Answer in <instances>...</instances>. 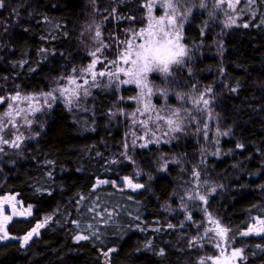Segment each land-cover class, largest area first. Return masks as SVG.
<instances>
[{"label": "trees", "instance_id": "16d2710c", "mask_svg": "<svg viewBox=\"0 0 264 264\" xmlns=\"http://www.w3.org/2000/svg\"><path fill=\"white\" fill-rule=\"evenodd\" d=\"M142 2L146 0H6L0 9V95L17 90L48 93L61 77L73 74V68L77 74L99 46L93 38L97 26L102 40L113 46L105 51L116 53V43L130 28L146 24ZM255 11L248 28L230 30L215 22L207 27V16L198 11L191 18L184 43L192 55L185 71L177 74L186 86L176 80L170 86L184 94L212 88L211 104L170 143L140 148L137 139V147H132L131 141L144 134L132 122L137 109L132 88L118 93L105 87L79 111L59 105L37 117L31 131L23 128L25 136H39L25 140L19 150L6 148V154H0V197L17 194L24 206L33 207V214L9 226V235L16 239L0 244V264H104L100 250L108 248L116 249L110 264H198L214 253V243L207 239L189 245L190 239L202 236L205 208L230 228V239L244 249V264H264V236L239 234L253 217L264 218V26H252L264 19L260 0ZM42 48L46 51L40 52ZM23 60L27 63L19 67ZM7 103L0 104V114ZM217 130L230 131L217 136ZM125 143L131 161L121 155ZM238 143L244 148H236ZM217 148L219 156L213 154ZM162 156L180 163L160 171ZM193 168L200 172L198 181L192 178ZM124 177L145 187L140 192L113 185L93 190L97 178L117 182ZM197 184L201 194H208L207 205L184 201L192 214L188 221L179 209V197ZM46 216L52 217L46 228L23 247L18 239ZM73 220L79 221V228ZM168 223L184 227L169 229ZM81 233L90 239L77 242L75 236Z\"/></svg>", "mask_w": 264, "mask_h": 264}, {"label": "snow or ice", "instance_id": "6c2138e0", "mask_svg": "<svg viewBox=\"0 0 264 264\" xmlns=\"http://www.w3.org/2000/svg\"><path fill=\"white\" fill-rule=\"evenodd\" d=\"M261 4H264V0H260ZM226 4V8L223 10L226 19L224 21L225 27H231L237 24V15H232V13L236 12V6L240 4V0H216V7L220 8L221 5ZM245 4L248 6V9L251 13L252 19L256 17L255 6L257 5V0H245ZM159 5L162 9L163 14L159 17H156L154 13V9ZM6 0H0V9L5 8ZM140 7L146 10V15L143 19L146 21V27H141L139 29L130 28L126 37L122 41H118L115 45L117 49V54L111 60H107V57L103 55L104 49L113 47L105 43L102 40V33L100 27L97 26L95 29L94 39L99 42V46L90 53L93 59L91 62L81 69H79L80 75H75L77 72L76 68L72 69V73L66 77H61V79L65 80V84L60 87L54 89L52 92L41 93L39 96L34 94H23L21 91L17 90L14 94L9 95H0V104H4L5 101H8L6 110L0 114V154H6L5 149L11 148L19 150L25 140L34 139L36 136H39V132H36L32 136H25L23 132L20 131L21 127L31 128L33 124L32 116L37 112L43 111L45 108H51L52 103L56 101L58 98L63 99L66 105L71 107L73 103H79L82 97H87L89 95V88L99 87L97 84V77H107L106 84L108 86L115 85L119 87L120 85H135L139 90V96L135 97L137 101L142 104V107L137 108L136 112L132 113L134 117L133 123H139L142 128L145 129L143 135H140L136 139L131 141V145L133 148L137 147L136 140L139 139L143 141L138 145L140 148H146L149 144H157L160 142L168 143L169 140L161 141L160 137L156 136V131L149 128V121H152L153 125H156V130H159V121H163L168 128V131L164 132L163 135L165 137L171 136V134L179 133L183 131V119L180 117L179 111H173L170 115L164 116L160 115L159 112L156 113L155 117H153L150 113L153 112L154 106L151 103V97L153 95V88L149 85L148 79L149 74L157 73L162 74L163 76L172 75V67L182 66L185 62V58L189 56V49L181 40L183 39L181 35V29L183 28V22L188 19L189 14L192 9L190 6L185 7L184 4L180 2V0H146V2H142ZM200 7H205L204 4H201ZM183 9V10H182ZM228 10H231L229 12ZM13 13L17 16L19 12L16 8L12 9ZM243 12V9H241ZM116 12L115 7L112 9V14L114 15ZM178 17L180 18V23H177ZM107 19V17H105ZM126 19L135 20L136 17L128 16ZM253 27H261L264 26V19H261L259 23L253 24ZM244 28L249 27V23H244L242 25ZM203 34V33H202ZM45 49H40V52H45ZM105 60H107V64L105 67L108 69L96 71L97 64H105ZM27 63V60H23L19 63V67H23V65ZM35 71V69H31ZM121 76L125 77L121 79ZM239 85L236 87H232L231 91L236 92ZM212 88H208L205 92L199 94L197 98H194L193 103L200 107L203 106V109H208L211 103V93ZM158 94L166 96V91ZM208 96V98H205ZM147 98V100H146ZM122 100L123 97H120ZM21 105H24L21 107ZM115 114V113H114ZM123 114V113H120ZM137 114L146 116L144 120H136L135 117ZM210 115V114H209ZM204 138H207V124L204 125ZM230 131V130H229ZM229 131L220 132L217 130V136H228ZM135 135V134H133ZM151 136V138H147ZM174 138V137H173ZM219 143V141H217ZM129 145L125 143L123 145L124 151L121 153L127 160L131 161V156L128 155L127 149ZM236 148L243 149L244 145L238 143ZM216 156L220 155V149L217 148L216 152L213 153ZM160 171H167L169 163L179 164L180 161L178 159L165 160L162 156L161 158ZM49 165L54 164V161H47ZM111 163H116V161H111ZM139 175V173H137ZM192 178L196 181L199 180L200 172L193 168L192 170ZM47 176L52 178V172H47ZM124 181L128 188L133 191L142 189L145 187L144 184L134 182L132 177H124ZM112 183L114 186L116 184L115 181L109 180H101L97 178L96 184L93 186V190L100 185ZM199 184L196 185L195 188L191 190H186L183 196H180L179 199L181 201L179 205V209L186 213V219L188 221L192 220V214L187 209V204L184 201H199L203 205H207V193L201 194L198 191ZM216 188L212 187L211 192H215ZM51 195L49 191L47 193ZM17 194H10L0 197V241L7 239H16V237H10L7 231V224L11 221L14 215H31L32 214V206L29 205L26 209V212H20L17 210L18 204L22 205V201H17ZM85 199V197L81 196L80 200ZM79 203V201H78ZM5 206L10 209V214L5 213ZM90 211L95 212L96 209L92 208ZM97 215H102V213H97ZM111 216V213L108 214ZM205 218H206V226L203 229L202 236L193 238L189 240V245L191 247L198 246V241L201 239H207L208 241H212L214 243V247L218 249V255L215 257H207L201 258L198 261V264H244L246 257L244 256V249L242 248H230L232 240L230 239L228 233L230 232V228L221 225L219 219L214 218L210 212L205 208ZM52 219L51 216H46L43 218L42 223H37L35 227L29 231L25 236L19 238L22 240V246L27 245L29 241L33 238V236H39V230L45 227L49 221ZM136 219H139L137 217ZM73 224L80 227L79 221L73 220ZM92 224H88L87 228H92ZM139 230V225L135 226ZM183 228L184 225L182 223L173 225L172 223L167 224V228L175 229V228ZM159 231V229H156ZM242 236L249 235H264V218L261 216L253 217V223L250 224L246 230H243L239 233ZM91 236H96L95 232L90 234ZM90 235L85 234H77L75 236V240L77 242L81 240L90 239ZM97 239L99 237L97 236ZM150 243L146 245V247H150ZM202 247L203 245H199ZM257 247H260L257 245ZM101 255L103 257H110L111 253L116 251L115 248L101 249ZM159 254L163 256L164 250L161 249ZM107 264V261L104 262Z\"/></svg>", "mask_w": 264, "mask_h": 264}, {"label": "rangeland", "instance_id": "374dc122", "mask_svg": "<svg viewBox=\"0 0 264 264\" xmlns=\"http://www.w3.org/2000/svg\"><path fill=\"white\" fill-rule=\"evenodd\" d=\"M180 2L182 4H184L185 7L190 6L191 9H192L191 13L188 16V19L183 22V28L181 29V35L183 37V39L181 40V43H183V44H185L184 43V30H185L186 26L188 25V23L190 22V20L193 17V15L197 11L200 12L201 14L207 16L206 19H205V24L207 23V27L209 26L210 23L213 24V22H215L221 27L222 30H230L232 28L242 27V25L244 23H247V20L252 18L251 17V13H250V11L248 9V6L245 4V0H240V4L236 6V12L232 13V15H237L238 19H237V24L233 25L231 27H225L224 26V21L226 19V16L224 15L223 10L226 8V4L221 5L220 8H217L216 7V0H180ZM201 4H204L205 7H200ZM241 9H243V12L241 11ZM228 11L231 12V10H228ZM153 14L156 17H159L160 15L163 14V11L159 7V5H157V7L154 9V13ZM177 23L178 24L180 23V18L179 17H178ZM144 27H146V24L144 25ZM94 42L96 44L99 43L96 39H94ZM95 49L96 48H94L92 51H94ZM109 50H112V49H109ZM115 51H116V53L110 54L112 52L105 51V49H104L103 55L107 57V60H111L117 54V49ZM191 55H192V49H189V56L187 58H185L184 64L182 66H175L174 65L172 67V75L163 76L162 74L151 73V74H149V79H148L149 85L153 88V95L151 97V103H152V105L154 106V109H155L150 114L153 117H155L156 113L159 112L160 115L168 116L173 111H179L180 117L183 119V125H182L183 131L182 132H184V127H185L186 124H188L189 120L192 121V122L198 121L200 116L203 115L205 112H208L207 110L210 109V105H209L208 109H203L202 105L200 107H197L193 103L194 98H197L199 96V94L203 92V90H202V92L201 91L199 92V90H197V89H192V90H190L189 94H186V93L184 94L182 91H179V90H176V91L173 90L172 91V89H171L172 87L170 86L171 85L170 81L176 80V82L178 81V84H182V85L186 84L183 81V79L180 78L179 75H177V74H179V71H181V72L185 71L186 66H187V64L189 62V59L191 58ZM92 59H93V57H92ZM107 60H105V64L104 65H102V64H97L96 65V71L97 72H99L100 70H106V71L108 70L105 67V65L107 64ZM75 75L78 76V75H80V73L78 72ZM124 78L125 77L121 76V79H124ZM155 78L158 79V82L160 81L159 84H158V82L155 81ZM106 81H107V77L101 78V77L98 76L97 77V84H99V87H94V88L90 87L89 88V95L87 97H82L81 101L78 104L74 102L71 107L66 105L65 102L63 101V99H61V98H58L56 101L51 102L52 103V107L51 108H45L43 111L37 112V113H35L34 116L31 117L33 119V124L31 126V128H26L27 131H31L34 128V123H35L37 117H39L40 115H43L45 113H49L50 111H52L54 108H56L59 105H63L68 111H71V112H73L75 110L79 111L81 108L84 107L86 99L91 98V95L94 92L101 91L105 87L108 88V89L117 91L118 93H121V91L123 89L132 88V89L136 90V94H137L136 97L139 96L140 90L135 85H120L119 87H116L115 85L108 86L106 84ZM63 84H65V80H59L56 83V85L53 88V90L58 88V87H60ZM158 91H159V93H163V92L166 91L167 95L164 96V95L158 94ZM39 95L40 94H37V96H39ZM205 98H208V96H206ZM146 100H147V98H146ZM134 102L137 104V108L142 107V104L139 101H137L135 98H134ZM23 106L24 105H21V107H23ZM147 115L148 114H145L144 116H141V115L137 114V118H138V120H144V119H146ZM137 125H140V124L137 123ZM158 125H159V130H156V125H153L152 121H149V128L153 129V131H156V136L160 137L161 141L169 140L171 142V141H173L174 139L177 138V135L179 133L180 134L182 133V132L174 133V134H171V136L165 137L163 135V133L168 131L167 125L163 121H159ZM209 125H210V123H208L206 130H209V127H208ZM23 128L24 127L20 128V131ZM142 129L145 132V129L144 128H142ZM147 138H151V136H149ZM141 142H143V141H141ZM170 142H168V143H170ZM168 143L160 142V143H157V144H149L147 147L155 146V145H161V144H168ZM108 185H113V184L112 183H108V184L100 185L99 187H96L95 190L103 188V187H107ZM114 187L117 188V189H120V190L132 191V192H140V191L143 190V188H142V189H138V190L133 191L132 189L127 187L126 182L124 181L123 178L120 181H117ZM1 197H3V196H1ZM16 198H17V201H20L18 195H17ZM27 208L28 207L24 206L23 203H22V205L18 204L17 210L20 211V212H26ZM5 213L6 214H10V209L7 206H5ZM32 214H33V207H32ZM32 214L31 215H27V214H25V215H14L12 217L11 221L7 224V231H8L9 226L14 221L30 219L32 217ZM252 223H253V219L251 221V224ZM46 226L39 230V236H40V233L43 231V229L46 228ZM0 234H2V233H0ZM39 236H33V238L29 241V243L27 245H24L23 247L28 246L35 238H37ZM251 236L261 237V236H264V235H255V234L249 235V236H242L241 235V237H251ZM10 237H12V236H10ZM11 240H13V239H7V240L0 241V244L6 243V242L11 241ZM18 241H20V243L22 245V240L18 239ZM231 248H238V247H236L235 242L231 243L229 251H230ZM211 250L214 253H210V252L207 253L206 254L207 257H210V256L211 257H215V256L218 255V251L219 250L216 249L214 247V245L211 248ZM110 257H111V255H110ZM110 257H107V258L103 257L104 262L107 261V264H110ZM207 257H205V258H207ZM237 264H240V262H237Z\"/></svg>", "mask_w": 264, "mask_h": 264}]
</instances>
